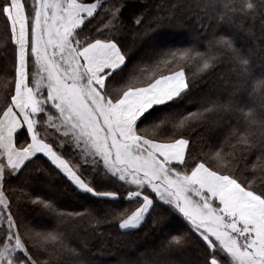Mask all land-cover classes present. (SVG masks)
Returning <instances> with one entry per match:
<instances>
[{"label": "snow or ice", "instance_id": "obj_1", "mask_svg": "<svg viewBox=\"0 0 264 264\" xmlns=\"http://www.w3.org/2000/svg\"><path fill=\"white\" fill-rule=\"evenodd\" d=\"M177 9L197 27L179 46L160 43ZM257 15L264 0H0V73L10 77L0 96V264H66L52 252L76 234L65 218L81 216L58 213L45 193L31 203L59 223L34 225L13 211L11 179L30 198L46 185L102 202L103 217L83 215L119 218L121 230L178 218L182 234L162 238L158 255L194 246L197 264H264V71H254L243 28ZM193 60L211 84L199 96ZM210 115L209 131L233 139L193 136Z\"/></svg>", "mask_w": 264, "mask_h": 264}, {"label": "trees", "instance_id": "obj_2", "mask_svg": "<svg viewBox=\"0 0 264 264\" xmlns=\"http://www.w3.org/2000/svg\"><path fill=\"white\" fill-rule=\"evenodd\" d=\"M159 2V0H157ZM186 0H165V3H177L183 4ZM239 2V0H237ZM255 3L259 4V0H254ZM222 4H230L231 0H220ZM176 15L179 17L174 21L171 27H167L158 33L157 39L160 43L170 44L173 46H179L183 41L189 39L190 33L194 32L196 25V18L185 19L187 13L177 9ZM264 17L257 15L255 19H247L243 22L244 29H250V34L246 35L243 31L241 35H246V46L253 49V64L254 71H264V65L260 64L261 57L264 56V30H262L261 20ZM3 25L0 23V34H2ZM2 40H0V47H2ZM239 46V45H237ZM204 51V49H199ZM0 55L3 52L0 51ZM200 63L197 60H193L192 64L188 66V74L191 79L195 80L196 87L193 91V96H199L205 91L211 90V84L208 76L199 70ZM231 73L225 69V76H230ZM10 77L0 73V96L3 95L4 85L7 84ZM230 90V87L229 89ZM182 108H186L188 111L194 110L196 107L194 104H182ZM215 120L214 115H210L206 124L201 125L197 128V134H204L213 139H221L225 136L229 140L233 139L230 135L229 129H220L216 131H209L213 128V121ZM235 123V121H233ZM223 132V136L220 133ZM194 148L197 152H208L209 149L204 146L202 148L201 143L197 141L194 144ZM224 149L228 150V145H224ZM255 160V157L252 158ZM212 166H216L214 160L207 161ZM252 161H250L251 164ZM249 170H252L249 168ZM257 171V178H260L259 171ZM8 189L9 194L16 202L13 211H18L26 218L31 221L34 225H47L56 223L50 221L48 217L39 212L33 207L31 201L35 200L37 196L43 197L45 193L48 197L55 198L56 202L60 205L58 213H71L79 212L80 217L65 218L62 222L75 229V236L66 240L64 244L58 246L52 252V258L54 262L63 259L66 264H76V262L91 261V264H116V261L121 258H128L135 261L136 264H165L166 260H171L174 264H197V261L201 259L194 246L186 247L181 251H175L168 256H161L156 253L159 241L167 237L171 240L173 235L179 236L183 231V224L176 217H170L162 229L149 228L145 225L139 230H121L118 227L119 218L112 220L108 218L107 221L101 220L100 223H96L95 220L83 215L85 207H93L96 209L97 214L103 217L105 211V205L102 202L90 200L85 197L77 196L75 193L64 188H53L48 186H42L43 192L32 191L31 198L29 195V189H21L18 181L11 179L5 185ZM51 230V229H49ZM127 232V235L122 233ZM65 246L69 249H75L77 255H69L65 251Z\"/></svg>", "mask_w": 264, "mask_h": 264}, {"label": "crops", "instance_id": "obj_3", "mask_svg": "<svg viewBox=\"0 0 264 264\" xmlns=\"http://www.w3.org/2000/svg\"><path fill=\"white\" fill-rule=\"evenodd\" d=\"M125 230H130V229H125Z\"/></svg>", "mask_w": 264, "mask_h": 264}]
</instances>
